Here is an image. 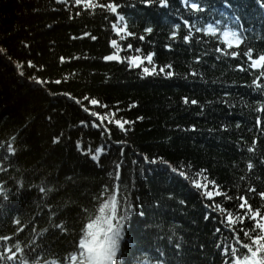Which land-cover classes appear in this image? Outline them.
<instances>
[{"label": "trees", "instance_id": "obj_1", "mask_svg": "<svg viewBox=\"0 0 264 264\" xmlns=\"http://www.w3.org/2000/svg\"><path fill=\"white\" fill-rule=\"evenodd\" d=\"M110 2L125 21L104 7ZM217 21L245 37L227 49L237 57L195 31ZM113 23L134 35L121 39ZM112 39L121 56L155 53L157 71L176 75L145 77L142 67L105 61ZM249 50L264 54L260 0H0V256L23 250L77 263L106 240L105 258L117 251L118 264L142 256L264 264V244L252 252L250 241L252 232L264 236V92L252 84L260 70ZM116 119L132 123L125 131ZM197 173L223 195L195 189Z\"/></svg>", "mask_w": 264, "mask_h": 264}, {"label": "snow or ice", "instance_id": "obj_2", "mask_svg": "<svg viewBox=\"0 0 264 264\" xmlns=\"http://www.w3.org/2000/svg\"><path fill=\"white\" fill-rule=\"evenodd\" d=\"M140 2L146 4L147 6H151L154 3H159L160 6L163 7V6H166L168 4V0H140ZM185 3H187V0H185ZM260 6L262 8H264V0H260ZM104 7L107 8L110 13L117 14L119 21H121V22L125 21V16L119 14V12H118L119 6L116 2L107 3L104 5ZM190 8H191V10H194L195 13H203L206 10L204 7L201 6L200 3H196V2L191 3ZM237 21H239V17H237ZM183 23L185 25H189L188 20H183ZM179 27H180L179 24H177L176 28L179 29ZM190 27H192V26H190ZM112 28L121 37V39H124L125 37L134 35L133 32L128 30L127 24H124L123 26H119L117 23H113ZM195 31L205 33L209 37H215L218 40L222 41V43L224 45H226V49L217 48L216 51L217 52H223L225 55H230L231 57H237L239 55V53L237 51H231L229 53L227 51V49L239 48L240 45L242 43H244V39H245V37L242 36L241 32H238L237 30L233 29L232 27H223L222 28L220 26L219 21H217L215 24L214 23H207L206 26H204V27H196ZM145 32L152 33L153 28L147 27V28H145ZM87 35H89V34H87ZM171 35L173 38H175L177 36V32L173 31ZM92 39L95 40L96 37L93 36ZM140 39L143 40L144 37L141 36ZM191 39H192L191 35H186L184 37V40L186 42L190 41ZM111 47L113 49H115V52L113 54L104 56L103 59L105 61H117V62H121V63L127 61L130 67H133V68L142 67V76H145V77L159 76L161 73H163L168 78H172L174 75H176L172 71L165 72V69L163 67L159 68V71H157V67L154 65V60H153L155 53H150L146 56H141V55L121 56L120 55V52L122 50L121 45L116 39L111 40ZM131 47H132V45L129 44L128 48L131 49ZM169 47H171V46L169 45ZM137 51H139V49H137ZM245 55L247 56L248 61H250L251 69H259L260 70L258 77L253 79L252 84L255 85L256 88L259 89L261 92H264V84L260 83V79L264 78V54H261L258 56V58L254 59L252 51L249 50L248 52L245 53ZM145 62H147V65L145 64ZM168 67L170 68L171 65H168ZM191 75L196 76L197 73L193 72ZM188 102H189L188 98L185 97L184 103L187 104ZM90 103H91V105H98V104H100V101L98 99H91ZM191 104L196 105V104H198V101L196 99H192ZM101 107L107 108L108 106L107 105H101ZM259 111L264 113V106L260 107ZM115 115H116L115 112H112L110 114V116H115ZM92 117H99L100 121H103L105 119V116H102V115L98 116L95 113L92 114ZM101 117H103V119ZM141 119H143V118L141 117ZM109 123H112V121L110 120ZM114 123L120 129L127 131V129H125V125L130 124L132 122L128 121V120L121 121L120 119H116L114 121ZM99 127L100 126H98V128ZM194 128H195V126H193V129ZM145 159H147V158L145 157ZM150 163L156 164L157 161L151 160ZM159 163L167 165L168 161L161 158ZM171 170H172V172L177 171L176 168H172ZM179 175L181 177H185V178H187L189 176L188 172H186V171H180ZM197 175L200 176L201 179L192 180V184L194 185L195 189H203L204 190L203 195L205 197L212 199L216 196H222L223 195V193L219 190L218 186L214 190H208L210 184L216 185L215 180H207V177L203 176V173H197ZM206 180H207V182H204ZM169 198H172L171 195L169 196ZM179 203L181 205H183V204H185V201L180 200ZM140 214L143 215L142 212ZM206 219H207V216H206ZM258 219H259V216L253 218V221L258 220ZM254 226H255V224H254ZM255 227L259 233V230H260L259 226H255ZM118 235H119V233H115V234L111 235V237H110L111 245H112V251L115 250ZM250 241L252 244V252H255L257 248H259L262 244H264V236H260L258 234H255L254 232H252L251 237H250ZM243 249L246 250L247 253H249L248 256L252 255V253L249 252L248 248H243ZM225 255H227V253H225ZM232 259H235V257H232ZM255 259H256L255 257H253L252 260H249V259H246L245 257H243L242 260H243L244 264H253V261H255Z\"/></svg>", "mask_w": 264, "mask_h": 264}, {"label": "rangeland", "instance_id": "obj_3", "mask_svg": "<svg viewBox=\"0 0 264 264\" xmlns=\"http://www.w3.org/2000/svg\"><path fill=\"white\" fill-rule=\"evenodd\" d=\"M83 264H86V263H83Z\"/></svg>", "mask_w": 264, "mask_h": 264}]
</instances>
